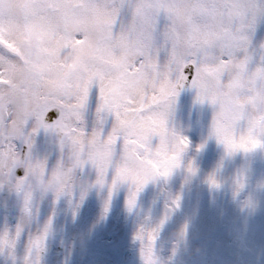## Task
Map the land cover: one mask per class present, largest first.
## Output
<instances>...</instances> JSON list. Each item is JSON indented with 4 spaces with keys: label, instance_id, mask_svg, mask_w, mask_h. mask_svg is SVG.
<instances>
[{
    "label": "snow or ice",
    "instance_id": "snow-or-ice-1",
    "mask_svg": "<svg viewBox=\"0 0 264 264\" xmlns=\"http://www.w3.org/2000/svg\"><path fill=\"white\" fill-rule=\"evenodd\" d=\"M261 28L264 0H0V198L21 209L16 227L0 230L8 264H40L51 218L30 236L25 258H11L45 198L78 207L97 189L105 194L104 219L121 188L132 212L147 185L166 182L178 169L186 179L197 176L195 162L186 159L191 141L173 121L182 91L211 109L207 138L196 151L208 139L223 149L217 170L204 179L210 190L224 187L218 175L224 160L264 150ZM47 44L56 48L60 73L33 67ZM57 78L71 89L53 91ZM46 90L51 99L42 103ZM41 136L51 141L54 158L37 150ZM248 171L229 183L240 212L251 216L257 204L247 194ZM180 207L181 196L172 195L161 218L149 213L139 222L133 240L141 264H176L187 253V223L169 237L167 257L158 247Z\"/></svg>",
    "mask_w": 264,
    "mask_h": 264
},
{
    "label": "rangeland",
    "instance_id": "rangeland-1",
    "mask_svg": "<svg viewBox=\"0 0 264 264\" xmlns=\"http://www.w3.org/2000/svg\"><path fill=\"white\" fill-rule=\"evenodd\" d=\"M12 14L19 17V8L13 7ZM33 35L34 38L41 37L39 31ZM97 37V45H102V34L98 32ZM260 40H264V28L257 34V41ZM56 55L54 45L39 47L33 67L60 73L64 66L56 63ZM18 79L23 82L25 74L19 73ZM71 87L63 78H57L51 84L53 91L70 90ZM49 99L51 97L46 90L41 102ZM94 107L92 99L89 122ZM173 121L191 141L186 159L195 162L197 176L186 179L185 172L178 169L166 182L147 185L139 194L137 207L132 212L126 207L127 190L121 188L114 193L104 219H101V214L105 194L97 189L90 190L78 207L64 199L53 203L51 198H45L39 202L38 216L26 221L23 237L11 259L25 258L30 236L51 218L40 264H141L139 245L133 240L139 222L149 213L153 220H158L163 216L170 196L180 195L181 207L170 215L158 241L165 257L170 252L169 237H173L174 230L183 228L187 223V253L182 251L176 257V264H264V189L259 187L264 182V150H257L247 157L238 154L224 160L218 173L224 187L210 190L204 179L217 170L223 149L213 139H208L198 152L196 147L207 138L211 109L196 105L194 94L189 90L178 96ZM37 150L54 158V147L43 136L38 139ZM246 166L249 170L247 194H251L257 204L251 216L240 212L229 183ZM20 218V205L14 200L6 204L0 198V230L5 227L14 229ZM85 239L86 248L82 243ZM8 260L0 251V262L8 264Z\"/></svg>",
    "mask_w": 264,
    "mask_h": 264
},
{
    "label": "clouds",
    "instance_id": "clouds-1",
    "mask_svg": "<svg viewBox=\"0 0 264 264\" xmlns=\"http://www.w3.org/2000/svg\"><path fill=\"white\" fill-rule=\"evenodd\" d=\"M95 38L97 39L98 37H95ZM181 231H182V228H180L179 230H174V232L172 234L175 236V235L179 234Z\"/></svg>",
    "mask_w": 264,
    "mask_h": 264
},
{
    "label": "water",
    "instance_id": "water-1",
    "mask_svg": "<svg viewBox=\"0 0 264 264\" xmlns=\"http://www.w3.org/2000/svg\"><path fill=\"white\" fill-rule=\"evenodd\" d=\"M185 91H187V90H185ZM185 91H182V92H185ZM182 92H181V93H182Z\"/></svg>",
    "mask_w": 264,
    "mask_h": 264
}]
</instances>
